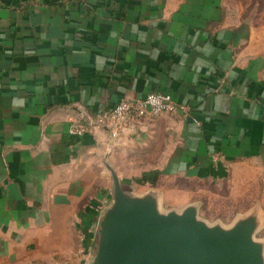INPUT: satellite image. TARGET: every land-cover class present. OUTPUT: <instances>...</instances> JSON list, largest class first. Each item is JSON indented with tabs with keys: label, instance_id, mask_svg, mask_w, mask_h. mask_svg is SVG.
Instances as JSON below:
<instances>
[{
	"label": "crops",
	"instance_id": "crops-1",
	"mask_svg": "<svg viewBox=\"0 0 264 264\" xmlns=\"http://www.w3.org/2000/svg\"><path fill=\"white\" fill-rule=\"evenodd\" d=\"M221 2L0 0V264H94L113 205L104 158L133 131L164 133L166 175L264 161V55L242 19L207 16ZM152 91L184 109L69 133Z\"/></svg>",
	"mask_w": 264,
	"mask_h": 264
},
{
	"label": "rangeland",
	"instance_id": "rangeland-1",
	"mask_svg": "<svg viewBox=\"0 0 264 264\" xmlns=\"http://www.w3.org/2000/svg\"><path fill=\"white\" fill-rule=\"evenodd\" d=\"M221 5L223 9L216 16L206 7L207 16L242 19L253 30L255 48L264 55V0H222ZM140 133L133 131L116 150L110 148L107 159L104 158V169L110 176L104 186L110 202L117 193V176L128 197L156 198L163 213H182L193 208L200 221L226 229L241 219L252 218L257 222L255 238H264V161L235 162L227 176L220 180L166 175L165 165L170 153L166 151L164 133L154 137L148 135V130ZM95 188L100 190L101 187L95 185Z\"/></svg>",
	"mask_w": 264,
	"mask_h": 264
},
{
	"label": "water",
	"instance_id": "water-1",
	"mask_svg": "<svg viewBox=\"0 0 264 264\" xmlns=\"http://www.w3.org/2000/svg\"><path fill=\"white\" fill-rule=\"evenodd\" d=\"M115 183L113 205L99 222L94 264H264L252 218L229 229L208 226L193 208L163 213L156 198H130L117 176Z\"/></svg>",
	"mask_w": 264,
	"mask_h": 264
},
{
	"label": "built area",
	"instance_id": "built-area-1",
	"mask_svg": "<svg viewBox=\"0 0 264 264\" xmlns=\"http://www.w3.org/2000/svg\"><path fill=\"white\" fill-rule=\"evenodd\" d=\"M185 106L176 102L172 94L152 91L141 99L122 98L111 109L85 121H75L69 126V133L83 136L97 126L111 128V135L124 132L144 119H154L165 112H178Z\"/></svg>",
	"mask_w": 264,
	"mask_h": 264
}]
</instances>
